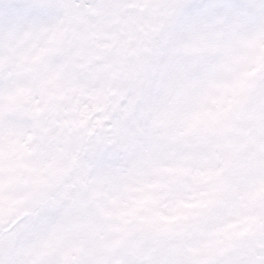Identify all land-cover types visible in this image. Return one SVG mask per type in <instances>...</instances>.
Segmentation results:
<instances>
[{"label":"snow or ice","instance_id":"6c2138e0","mask_svg":"<svg viewBox=\"0 0 264 264\" xmlns=\"http://www.w3.org/2000/svg\"><path fill=\"white\" fill-rule=\"evenodd\" d=\"M0 264H264V0H0Z\"/></svg>","mask_w":264,"mask_h":264}]
</instances>
